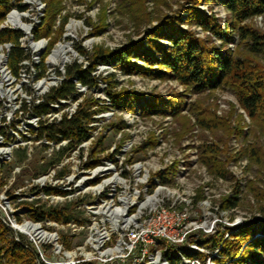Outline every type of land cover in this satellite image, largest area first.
Listing matches in <instances>:
<instances>
[{"label":"rangeland","instance_id":"rangeland-1","mask_svg":"<svg viewBox=\"0 0 264 264\" xmlns=\"http://www.w3.org/2000/svg\"><path fill=\"white\" fill-rule=\"evenodd\" d=\"M11 2L14 6L0 27L22 32L20 46L29 57L13 72L8 62L12 43H0V162L9 165L0 169V217L8 225L14 219L33 224L36 221L27 214L31 203L69 205L84 219L82 223L46 218L42 224L56 232L61 246L60 251L45 249L43 256L51 264H60L76 247L84 245L93 221L102 224L104 215L99 212L106 204L113 209L124 207V215L116 219L118 227L113 230L112 241L106 244L124 241L126 249L131 248L128 264H170V257H178V264H216L213 257L217 250L208 248L203 240L219 232L226 238L229 228L255 220L264 208V117H251L230 87L193 93L175 78L129 72L110 60L96 64L92 71L94 85L77 84L76 93L50 103V111L39 118L31 110L33 102L45 99L51 87L59 84L68 66L74 62L87 64L94 53L108 54L143 38L164 16L179 13L185 19L181 8L189 5L188 0ZM197 7L214 14L222 28L230 19L220 1L200 2ZM12 11L24 16L30 30L9 24L7 17ZM45 12L54 13L49 44L48 37L35 40L31 32L45 22ZM247 22L264 33V13ZM179 25L199 38L221 44L215 34L198 24L182 21ZM40 40L43 45L36 49L35 42ZM157 41L170 44L160 38ZM237 41L228 47L264 67L263 55H250ZM57 45L65 47L67 53L61 50L59 57L65 62L54 64L50 55ZM131 61L146 65L137 57ZM108 89L140 95L115 105ZM182 93L184 104L179 112L142 113L146 101L158 97L169 105V99ZM80 104L93 111L89 134L57 156L56 151L67 141L37 138L39 119H60ZM200 111L211 117L213 125L198 121ZM17 148L26 149V158L20 162L15 156ZM50 160L44 172L34 174ZM23 168H29V175H21ZM45 187L61 192L46 194L42 191ZM124 196L129 199L125 206L121 201ZM126 217L131 222H124ZM29 241L34 246L30 237ZM169 248L173 256L167 252ZM194 250L200 253L199 258L188 256Z\"/></svg>","mask_w":264,"mask_h":264},{"label":"trees","instance_id":"trees-1","mask_svg":"<svg viewBox=\"0 0 264 264\" xmlns=\"http://www.w3.org/2000/svg\"><path fill=\"white\" fill-rule=\"evenodd\" d=\"M216 1H220L230 13V19L225 23L224 28L214 14H208L197 7L200 2L212 3ZM188 3L189 5L181 8L186 13L185 19H181L179 13L164 16L161 23L147 31L143 38L130 41L108 54L94 53L87 64L82 65L74 62L68 66L64 77L58 85L51 87L45 99L32 103V114L38 117L47 114L51 109L50 103L67 99L77 92V83L88 87L94 85L96 80L92 71L96 64L111 60L118 62L123 70L129 72L137 70L153 78H175L193 93L230 87L240 105L251 117H264V67H260L259 63L251 57L235 54L233 49L228 47L237 38V45L245 47L250 55L264 56V33L247 22L249 18L264 13V0H188ZM13 6L11 0H0V22L4 20L5 15ZM18 7L23 10L21 6ZM46 12L43 17L46 19L45 22L34 27L31 32L35 40L48 37L49 44L52 39L50 36L52 22L50 20L54 17V13ZM182 21L188 24H198L204 30L211 31L221 40V44L217 46L208 39L195 36L192 31L179 25ZM21 36L20 30L0 27V43H12L8 52V62L13 72H16L20 63L29 57L20 46ZM159 38L167 40L170 44L165 45L158 42ZM77 51L80 54H85L80 48ZM132 57L144 60L146 65L140 66L133 63ZM108 95L115 105H122L126 99L129 101L138 99L137 95L140 93L131 91L114 93L108 89ZM183 95L182 93L175 99H169V105L155 97L143 104L142 113H177L183 108ZM92 112L80 104L74 112L62 114L60 119L49 122L46 119H39L37 138L45 137L56 142L66 140L67 145L56 151V155L59 156L68 150L72 143L75 145L87 138L88 123L94 118ZM210 120L211 117L207 118L204 112L200 111L198 117L200 123L205 126L213 125ZM15 156L19 162L24 160L26 149L17 148ZM51 161L40 166L34 174L44 172ZM6 164V162H0V169L9 168V165ZM21 175H29V168H23ZM42 191L46 194L61 192L52 187L42 188ZM9 192L6 190L7 195L10 194ZM30 207L27 214L35 221H43L46 218L65 222L71 219H76L80 223L84 221L72 211L69 205L62 207L45 206L44 204L32 206L31 203ZM260 213V217L255 220H245L235 227L229 228L226 238H223L224 233L219 232L210 234L203 240L208 248L217 250V256L213 257L216 264H264V208ZM167 252L171 256L174 255L170 248ZM188 256L199 258L200 253L194 250ZM178 262V257H170V264H178ZM0 264H44L39 260L33 244L23 235H20L18 240L15 239L12 229L1 219ZM79 264L92 263L81 262Z\"/></svg>","mask_w":264,"mask_h":264},{"label":"built area","instance_id":"built-area-1","mask_svg":"<svg viewBox=\"0 0 264 264\" xmlns=\"http://www.w3.org/2000/svg\"><path fill=\"white\" fill-rule=\"evenodd\" d=\"M1 45L2 44H0V47ZM5 46L6 50H8V46ZM0 68V72H2V61ZM92 206L93 205H91V207ZM116 210H121V208L113 209L110 208V205L106 204L103 207V210L99 212L101 213V215H104L103 220H101L102 224H99V222L97 221H93V224L89 226V234L86 238L84 245L76 247V249L73 251V254L68 256L67 260L58 263L79 264L81 262H90L92 264H114L116 262V264H128L127 256L130 253L131 248L126 249V243L124 241L122 242L120 240H116L114 243L106 244L108 241H112V234L115 233V231L113 230L117 229L118 227V220L116 219L120 216H123L124 214H116ZM0 218L5 224H7V222L2 217ZM47 220L48 219H45L43 221H36V223H33V225L38 226L37 231L29 230L30 223L28 220H26L25 222H17L14 219V221H9L10 225H7L12 227L15 231V239L18 240L19 234L23 235L28 240L30 237L34 243V247L37 251L39 260L41 262L51 264V261H48L44 258L43 252L47 248L53 249L54 251H60L61 246L58 243L56 232L51 231L42 225Z\"/></svg>","mask_w":264,"mask_h":264},{"label":"bare ground","instance_id":"bare-ground-1","mask_svg":"<svg viewBox=\"0 0 264 264\" xmlns=\"http://www.w3.org/2000/svg\"><path fill=\"white\" fill-rule=\"evenodd\" d=\"M23 15L22 14H19V13H17L16 11H12L9 15H8V17H7V21L9 22V24L11 25V26H13V27H16V28H19V29H21V30H23V31H28V30H30V25H28L24 20H23ZM43 40L41 41H37V42H35L36 43V45H35V48L37 49V48H39L40 46H42L43 45ZM65 49V47L63 48V46L62 45H57V47L55 48V49H53V51H52V53H51V55H50V58H51V61H52V63H57L59 60H60V62H65V58L64 57H59L60 56V52H61V50L63 51ZM1 50H2V47H0V56H1ZM66 50V49H65ZM64 50V51H65ZM67 53V51H65V54ZM61 58V59H60ZM0 63H1V60H0ZM1 66V65H0ZM44 85H46V83L44 82V83H42V86H44ZM6 152V151H5ZM129 199H128V197H123L122 199H121V201H122V203H123V205L125 206L127 203H129V201H128ZM122 207V206H121ZM126 207H128V206H126ZM115 213L116 214H120V215H122L123 213H124V207L121 209V210H116L115 211ZM124 215V214H123ZM135 219V218H134ZM124 222H126V223H129V222H131V220L129 219V217H126L125 219H124ZM29 230H32V231H37L38 230V226L37 225H33V224H29Z\"/></svg>","mask_w":264,"mask_h":264}]
</instances>
